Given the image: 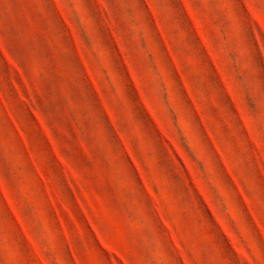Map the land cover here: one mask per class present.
Returning <instances> with one entry per match:
<instances>
[{
  "label": "rangeland",
  "instance_id": "rangeland-1",
  "mask_svg": "<svg viewBox=\"0 0 264 264\" xmlns=\"http://www.w3.org/2000/svg\"><path fill=\"white\" fill-rule=\"evenodd\" d=\"M0 264H264V0H0Z\"/></svg>",
  "mask_w": 264,
  "mask_h": 264
}]
</instances>
